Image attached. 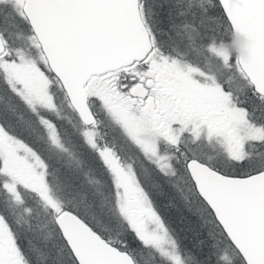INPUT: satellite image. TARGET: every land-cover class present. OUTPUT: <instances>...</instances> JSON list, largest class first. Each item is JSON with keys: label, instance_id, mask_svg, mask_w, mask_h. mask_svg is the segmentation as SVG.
Segmentation results:
<instances>
[{"label": "snow or ice", "instance_id": "1", "mask_svg": "<svg viewBox=\"0 0 264 264\" xmlns=\"http://www.w3.org/2000/svg\"><path fill=\"white\" fill-rule=\"evenodd\" d=\"M0 264H264V0H0Z\"/></svg>", "mask_w": 264, "mask_h": 264}, {"label": "trees", "instance_id": "2", "mask_svg": "<svg viewBox=\"0 0 264 264\" xmlns=\"http://www.w3.org/2000/svg\"><path fill=\"white\" fill-rule=\"evenodd\" d=\"M162 204V212L164 215L173 222V226L176 228L177 232H180V229L184 227V225L181 223L182 220V213L179 208L169 210L166 206H163V201H161ZM181 236H183V233H180Z\"/></svg>", "mask_w": 264, "mask_h": 264}]
</instances>
